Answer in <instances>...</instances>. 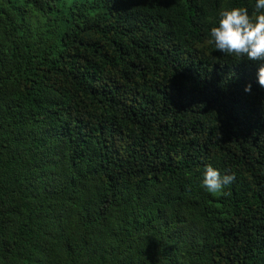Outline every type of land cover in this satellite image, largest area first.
<instances>
[{"label": "trees", "instance_id": "1", "mask_svg": "<svg viewBox=\"0 0 264 264\" xmlns=\"http://www.w3.org/2000/svg\"><path fill=\"white\" fill-rule=\"evenodd\" d=\"M236 6L0 0V264H264V87L209 42Z\"/></svg>", "mask_w": 264, "mask_h": 264}, {"label": "clouds", "instance_id": "2", "mask_svg": "<svg viewBox=\"0 0 264 264\" xmlns=\"http://www.w3.org/2000/svg\"><path fill=\"white\" fill-rule=\"evenodd\" d=\"M210 37L209 42L219 52L256 63V80L264 87V0H255L253 14L246 7L222 8L217 24L210 29ZM244 91L250 94L252 85H246ZM235 178V175L221 174L218 169L208 165L203 173L202 186L210 193H219Z\"/></svg>", "mask_w": 264, "mask_h": 264}]
</instances>
